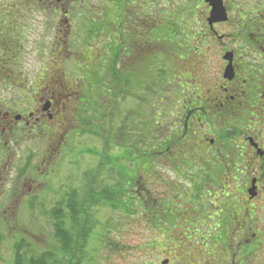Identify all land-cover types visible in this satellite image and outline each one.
Returning <instances> with one entry per match:
<instances>
[{
    "label": "rangeland",
    "instance_id": "1",
    "mask_svg": "<svg viewBox=\"0 0 264 264\" xmlns=\"http://www.w3.org/2000/svg\"><path fill=\"white\" fill-rule=\"evenodd\" d=\"M123 3L126 11L122 17L116 9L114 0H67L59 1V4L53 0L43 6L35 3L28 9L19 7L11 12L16 29L13 46L15 45L19 52L17 62L20 63L18 69L21 70V73H18L19 79L15 83L27 82V88L32 89L21 88L22 92L13 89L3 90L6 92L2 91V98H18L17 102L24 104L27 99L25 95L29 98L32 91L36 105L39 97L48 94V90L56 87L54 94L59 95L61 99L56 96L55 103L59 110L64 106L61 113H65L67 119L61 121V124L59 119L52 120L49 123L48 138L36 128L33 139L27 147L18 142L16 146L9 145L11 150L5 149L2 145L4 139H1L0 154L9 156V152L14 151L10 159L13 160L14 155V158L18 156L19 160L14 161L13 168L10 164L5 169L2 164L3 167L0 169V178L3 177L1 190L7 191L0 200V264H13L15 245L22 240L29 244L33 256L39 257L48 249L57 252L60 246L55 237L51 211L58 202L66 198L69 191L76 189L79 195L82 194L87 180L92 176L96 178V175H99L96 183L99 188L113 185L118 179L114 172L107 171L112 166L118 170L117 173L125 170L122 179V184L124 182L125 186L128 185L129 179L135 178L136 175L139 177L136 182H131L126 192L128 198L133 196L135 198L130 211L121 210L123 203L119 202L113 204L112 208L100 203H85L89 217H92L95 225L85 242L83 264H165L167 260H170L169 264H203V235L190 232L192 213L186 199L174 200L177 206L173 209L172 217L163 215L160 219L159 217L158 220L156 219L155 191H158V186L155 182L153 159L142 163L144 159H141L138 165L134 166L126 162L129 157H125L124 149L116 148L111 152L106 150L111 156L110 166L103 173L93 172L98 168L101 159L99 157L102 156L101 152L105 146L100 131L93 136L88 133V129L83 130L82 127L89 123L91 125L97 123L99 115H94L92 121L85 120L84 124L80 118H77L80 113L79 107H82L77 98L83 96V89H77L76 84L79 83L76 81L81 80L83 75L72 77L69 72L73 71V68L83 67L90 72L97 69L99 70L97 76H102L110 65L109 48L119 41L122 42V47L126 48L122 50L120 62L126 64L128 62L129 66L132 65L136 70L137 58L128 54L132 41L141 36L143 44L151 42L150 38L154 37L149 32L154 28V24L158 32L157 39L162 40L165 35L161 29L164 31L171 27L170 33H172L176 30L173 24L182 22L180 26L184 30V35L180 36L184 41L174 33L170 47L159 45L161 48L156 46L148 49V53L141 56V67L138 68L141 69L140 83L145 85L146 81L153 80L151 88L154 89V83L158 82L157 76L160 72L166 73L165 82L172 81L171 75L175 71L176 60L180 64L176 66L183 68L179 50H182L184 45L187 44L189 50L194 51L192 56L200 57L205 50L217 53L219 44L211 43L210 38L200 37L210 34L203 22L208 13L203 0H123ZM129 9L132 10L131 15ZM104 23L107 28L101 27L98 37L95 35L89 37L87 29ZM215 32L231 34L232 28L224 27L220 30L215 28ZM152 46L153 44L149 47ZM116 47L118 48L119 45ZM152 61L157 66L156 70H152L154 74L146 69L147 66L152 65ZM180 69L179 74H181ZM100 79L98 78L96 82L105 83ZM53 81L55 83H52ZM92 89H97L96 84L92 85ZM134 90L138 92L139 89L134 88ZM139 92L140 96L144 95L147 99L151 96L143 88ZM104 93H106L105 89ZM86 94L89 96V93ZM63 96L68 97L63 98ZM105 99L107 100V95ZM149 100L148 105L145 106L141 103V99L137 101L135 98H130L129 101L124 102L119 98L116 99L115 104L120 103L122 115L114 126L124 128L122 125L124 115H129L125 125L127 135L122 133V140L129 142L127 140H133L132 136L136 137V134L139 135L137 139H140V135L150 134L149 131L146 132L145 127L137 123L141 120V115L146 112L150 118H154L157 100L153 96ZM87 108L89 106L86 110ZM111 108L112 105L103 112L104 115H108ZM134 119L135 125L130 122ZM103 127V136L113 134L108 121H104ZM154 134L153 131L152 136ZM138 146L142 149L144 147L152 149L148 144L141 147L138 143ZM127 150L130 153V148ZM96 153L100 154L99 157ZM27 154H32L33 157L30 162L31 174L27 173L25 177H19L18 167L23 164ZM4 155L1 156L2 159ZM114 157L123 158L121 159L123 167L115 165ZM86 172L89 174H85ZM121 199H125L124 195ZM126 202L128 203V199ZM151 216L155 219L147 222ZM67 228L69 229V226ZM73 237L74 234L71 235V238ZM189 243H193L192 249ZM60 256L62 258L63 255L59 251L56 256L58 260Z\"/></svg>",
    "mask_w": 264,
    "mask_h": 264
},
{
    "label": "flooded vegetation",
    "instance_id": "2",
    "mask_svg": "<svg viewBox=\"0 0 264 264\" xmlns=\"http://www.w3.org/2000/svg\"><path fill=\"white\" fill-rule=\"evenodd\" d=\"M51 1L0 0V147L4 139L5 149L18 142L29 146L36 128L48 138L49 123L67 119L64 106L59 110L55 103L56 96L61 99L56 87L36 105L32 91L24 104L2 98L3 90L32 89L27 82L15 83L21 70L11 12ZM221 1L226 22L210 27L206 17L210 34L200 36L219 44V51L194 57L186 44L179 50L183 68L176 60L172 81L156 86V219L172 217L174 200L184 198L192 213L190 232L203 235V264H264V0ZM206 10L208 15V5ZM224 27H231V34L215 32ZM12 154H0V169L13 168L19 159L11 160ZM32 158L27 154L18 170L31 169ZM2 181L0 200L7 194Z\"/></svg>",
    "mask_w": 264,
    "mask_h": 264
},
{
    "label": "trees",
    "instance_id": "3",
    "mask_svg": "<svg viewBox=\"0 0 264 264\" xmlns=\"http://www.w3.org/2000/svg\"><path fill=\"white\" fill-rule=\"evenodd\" d=\"M113 2V1H112ZM116 4V9L121 13L122 15L125 13V4L123 3V0H114ZM130 7V4H129ZM128 7V8H129ZM116 10V12H117ZM128 10V9H127ZM130 10V9H129ZM139 10V8H138ZM141 10V9H140ZM129 13V12H128ZM132 13V10H130V15ZM120 17V19H121ZM182 22H176L173 24L175 27V31L170 33V28L168 27L164 29V31L161 29L164 38L162 40L157 39L158 32L156 29V25L154 24V28L149 32L153 35L154 38H150L149 43L143 44V38L140 36L138 37L134 42L132 41L130 49H128V54L131 57L137 58L138 67L136 70H134L129 66L128 62L124 63L123 61L120 62L121 56H122V50H126V48L122 47V42H118V44L113 45V47H110V60H109V67L106 69V71L103 73L100 79L99 76H97V72L99 70L95 71H89L87 68L83 67H77L73 68V71L69 72L70 75L73 77L78 76L79 74H82L83 77L81 80L76 81L79 84H76L78 87L77 89L82 90L83 96L78 97L77 100L80 102V105L82 107H79L80 113L78 114L77 118L81 119V122L84 124L85 120L92 121L93 116L99 115L97 119V123L94 125H91L90 123L87 126H83L82 129H88V133L95 136L98 131L101 132V138L102 142L105 146L104 150L101 152L102 156L99 157L100 154L96 153L97 156L100 159L98 162V168L97 170L93 171L95 173H103L104 170L108 166H110V153H107L108 151H112L113 149L120 148L124 149L125 157L128 156L129 158L126 160L127 163L133 164L134 166H137L139 161L141 159H144L142 162H148L151 159L154 160V152H153V145H154V136H152L153 131L155 132L154 128V118H150L149 114L146 112L144 115H141V120L136 121L141 127H145L147 129L146 132H150L149 135H140V139H137L136 137H133V140H127L129 142H126V140H122V135L126 134V123L128 122V116L124 115L122 125H124V128H116L114 126L115 123L119 122L122 112L120 111V103L119 105H116V99H121L122 102L129 101L131 98H135L137 101L141 99V103L145 106L148 105L149 99L156 96V86L158 83H165V76L166 73L160 72L157 76L158 82L154 83L155 87L152 89L153 83L151 80H148L145 82V85H141V69H138L141 67V56L143 54L148 53V49H153L156 46H167L170 47V40H173L174 37L172 35L176 33L179 37L183 36V29L180 26ZM93 25V24H92ZM95 27V29H93ZM101 27H106L105 23L103 25H96L91 26L90 29H87V34L90 36L95 35V37H98V31H100ZM181 27V28H180ZM107 28V27H106ZM120 28V26H119ZM178 29V30H177ZM156 31V32H154ZM187 31V30H186ZM183 34V35H182ZM98 35V36H97ZM181 35V36H180ZM183 39V37H181ZM159 40V41H157ZM122 41V40H121ZM184 41V39H183ZM101 44V42H100ZM152 47H149L152 45ZM172 44V43H171ZM119 45L117 48L116 46ZM142 45V46H141ZM160 45V46H159ZM185 46V45H184ZM161 48V47H160ZM93 52V51H92ZM144 58V56L142 57ZM123 60V59H122ZM157 66L152 61V65L147 66L146 69L149 70V72H153L151 74H154V71L156 70ZM147 70V71H148ZM97 77V78H96ZM104 80L105 83L101 84L99 82H96L97 79ZM75 81V80H74ZM136 83V85H135ZM96 84L97 89H92V85ZM80 87V88H79ZM83 87V88H82ZM106 87V88H105ZM134 88H138V92L134 90ZM143 88L146 93L151 94V96L147 99L144 97V95L141 94L139 91ZM104 89L106 93H104ZM89 93V96L88 94ZM107 95V100L105 99ZM147 96V95H146ZM95 97V98H94ZM93 100L94 102H90L89 99ZM104 99V101H102ZM77 105V106H80ZM112 105L111 111H109L108 115H104V111L108 109ZM89 106V108L86 107ZM140 112V109H139ZM138 112V113H139ZM132 113V112H130ZM134 116V114H133ZM149 118L151 120H149ZM104 121H108L109 128L113 134H109L107 137L103 136L104 133ZM130 122L134 124L135 119L133 121L130 120ZM129 122V127L131 126ZM149 126L151 129H149ZM142 129V128H141ZM152 130V131H151ZM131 131V130H130ZM142 133L145 134L144 131L141 130ZM123 133V134H122ZM141 134V133H140ZM131 137V135H130ZM149 140H145L146 138ZM150 142V145H149ZM138 143H140L141 147L148 144V146L152 147V149H148V147H144L143 149L138 146ZM128 148H130V153L127 152ZM107 150V152H106ZM123 158L114 157V163L115 165L119 167H123V162L121 161ZM154 165V164H153ZM29 167V165H28ZM28 167L25 170H18V176H26L27 173L30 170H28ZM154 167V166H153ZM126 168V167H125ZM32 169L30 170V172ZM109 173L114 172L115 176L118 180L115 181L113 185L104 186L99 188V186H96L97 184V178L99 175H96L95 177H91V179L87 180V183L85 184V191L80 195L77 193L78 191L76 189H73L68 192L65 199H62L60 202H58L55 206V208L51 211V219L53 220V228L55 237L59 241V249H57V252L55 250H45L43 253L40 254L39 257L33 256L31 254V251L29 250V244L24 243L25 241L22 240L20 243L15 245L14 249V258H13V264H83L84 261V246L85 242L87 240L88 235L93 231L95 222L92 219V217H89L87 208H85V203L89 204L88 202H92L93 204H104L109 205L111 208L113 207V204L115 203H123L121 210L130 211L131 204L133 203L135 196L129 197L126 194L127 187L131 184V182H136L139 177L136 175L135 178L129 179L128 185L125 186V183L122 184V179L124 177L123 172L120 171V173H117V169L112 166V168L107 170ZM85 174H89V172H86ZM101 176V175H100ZM87 177V175H85ZM124 195V200L121 199V196ZM126 199H128V203L126 202ZM87 214V215H86ZM155 219V217H150L147 219V222H151ZM69 226V229L67 228ZM74 234V237L71 238V235ZM1 237V234H0ZM60 251L62 258L60 256L59 260L57 259V253Z\"/></svg>",
    "mask_w": 264,
    "mask_h": 264
},
{
    "label": "water",
    "instance_id": "4",
    "mask_svg": "<svg viewBox=\"0 0 264 264\" xmlns=\"http://www.w3.org/2000/svg\"><path fill=\"white\" fill-rule=\"evenodd\" d=\"M210 7L207 23L210 27L213 24L224 23L227 20V14L221 0H203ZM226 75L231 72V67L226 69ZM166 264V262H165Z\"/></svg>",
    "mask_w": 264,
    "mask_h": 264
}]
</instances>
